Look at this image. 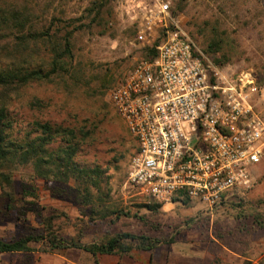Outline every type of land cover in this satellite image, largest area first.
I'll use <instances>...</instances> for the list:
<instances>
[{"label":"rangeland","instance_id":"374dc122","mask_svg":"<svg viewBox=\"0 0 264 264\" xmlns=\"http://www.w3.org/2000/svg\"><path fill=\"white\" fill-rule=\"evenodd\" d=\"M3 1L10 8L25 11L21 26L6 31L2 40L0 60L4 64L16 57L18 66L25 68L30 62L40 65L41 57L48 58L50 46L46 42L25 36L32 30L57 28L54 17L66 21L59 27L84 26L73 39V68L80 75L72 79L57 74L50 81L33 82L12 93L11 137L23 140L36 121L96 126L99 138L88 139L75 160L84 168H101L104 172L101 194L105 200L102 204H108L116 213L95 219L92 208L85 206L66 185L39 177L31 166H22L13 174L12 201L4 196L0 185L1 238L12 242L44 233L52 236V240L57 237L69 243L79 240L82 245H90L108 234L125 232L169 238L171 234L198 227L214 232L247 230L248 235H253L256 227L264 226V162L255 167L254 183L248 192H235L222 203L233 212L214 222L210 217L193 220L186 214L192 204L151 211L147 207L151 203L127 186L129 163L137 144L116 113L110 92L146 57V52L134 43L136 24L127 11L129 0H103L106 6L102 9L104 21L100 23L93 22V16L86 17L87 8L97 0ZM169 1L174 19L196 44L211 78L249 81L252 102L264 117V0ZM212 41L220 44L219 50L209 49ZM70 184L74 186L73 181ZM234 216L239 220L230 218ZM30 247L34 252L54 251L42 242L31 243ZM29 254H0V264H34L36 257Z\"/></svg>","mask_w":264,"mask_h":264},{"label":"built area","instance_id":"2783aa9c","mask_svg":"<svg viewBox=\"0 0 264 264\" xmlns=\"http://www.w3.org/2000/svg\"><path fill=\"white\" fill-rule=\"evenodd\" d=\"M138 61L110 92L137 143L127 186L149 203L204 204L209 211L245 194L264 162V117L249 85L212 80L169 0H129Z\"/></svg>","mask_w":264,"mask_h":264},{"label":"trees","instance_id":"16d2710c","mask_svg":"<svg viewBox=\"0 0 264 264\" xmlns=\"http://www.w3.org/2000/svg\"><path fill=\"white\" fill-rule=\"evenodd\" d=\"M102 2L103 0L93 2L92 6L86 10V17L93 16V22L100 23L104 21L102 9L106 4L103 5ZM24 8L31 12L28 7ZM23 16H25V11L10 8L3 0H0V55L3 53L2 40L6 31H12L15 26H21ZM55 21L58 22L57 28L56 26H48L44 32L32 30L29 35L25 36V38L29 37L33 40L42 39L50 46L48 58L41 57L40 65L30 62L24 68L18 66L16 57L14 61L5 64L0 60V185L4 196L12 201L11 191L14 189V171L22 166H31L34 173L39 177L58 181L66 185V188L77 193V197L81 199V202L92 208L91 211L94 213L95 219H104L109 217L110 214L116 213L108 204H102L105 202L104 196L101 194V179L104 172L99 167L94 169L84 168L75 160L80 148L88 139L99 138L95 130L96 126H64L62 124L36 121L32 132L23 140L11 137V131L14 127V122L10 118L12 93H17L21 88L33 82L50 81L57 74L69 75L72 79H77L76 76L80 75L73 68V39L75 33L83 29L84 26L74 27L68 24L59 27V24L66 23V21L57 20L54 17ZM22 28L24 29L25 26H22ZM209 49L211 51L213 49L219 50L220 44L212 41ZM144 51L146 57L155 54L154 51ZM127 130L129 132L128 128ZM55 145H57L56 149L53 148ZM71 181L74 182V186H71ZM94 191L99 194L96 195ZM139 197L148 201L142 196ZM96 200H100L101 203H96ZM188 204L189 202L186 201V205ZM147 207L151 211H157L163 206L151 203L147 204ZM174 238V236L155 238L146 234L125 232L108 234L100 241L90 245H82L79 240H72L69 243L65 239L57 237L52 240V236H45L44 233L39 236L31 234L12 242L0 237V254L30 252L33 251L30 244L40 242L49 245L51 250L74 247L94 255L98 253H128L134 248L153 250L162 243L172 242Z\"/></svg>","mask_w":264,"mask_h":264},{"label":"crops","instance_id":"0c3cea01","mask_svg":"<svg viewBox=\"0 0 264 264\" xmlns=\"http://www.w3.org/2000/svg\"><path fill=\"white\" fill-rule=\"evenodd\" d=\"M197 203L194 201L190 204ZM199 203L194 207L190 205L186 212L195 221L210 217L214 222L226 218L224 214L233 212L224 205L218 206L215 211H209ZM167 206L162 209L165 210ZM230 218L239 220L235 216ZM246 231L237 229L232 233L226 230L214 232L213 229L204 231L193 227L176 235L171 234L175 237L172 242L162 243L153 250L134 248L128 253L94 255L72 247L52 252L30 251L1 255L30 253L29 255L36 257L34 264H264V226L256 227L253 235H248Z\"/></svg>","mask_w":264,"mask_h":264}]
</instances>
